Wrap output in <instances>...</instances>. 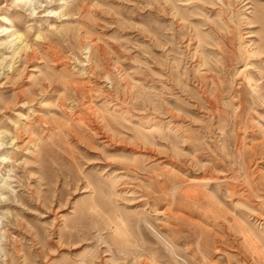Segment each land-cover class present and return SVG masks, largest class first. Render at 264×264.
<instances>
[{
    "label": "rangeland",
    "instance_id": "374dc122",
    "mask_svg": "<svg viewBox=\"0 0 264 264\" xmlns=\"http://www.w3.org/2000/svg\"><path fill=\"white\" fill-rule=\"evenodd\" d=\"M0 18V264H264V0Z\"/></svg>",
    "mask_w": 264,
    "mask_h": 264
},
{
    "label": "bare ground",
    "instance_id": "6f19581e",
    "mask_svg": "<svg viewBox=\"0 0 264 264\" xmlns=\"http://www.w3.org/2000/svg\"><path fill=\"white\" fill-rule=\"evenodd\" d=\"M0 19L4 20V18H0ZM7 21H9V24H7V25H11L10 20L7 19ZM19 39H21V37H19Z\"/></svg>",
    "mask_w": 264,
    "mask_h": 264
}]
</instances>
